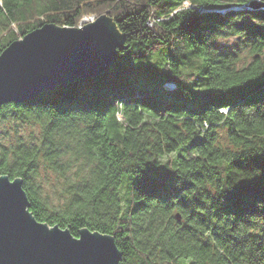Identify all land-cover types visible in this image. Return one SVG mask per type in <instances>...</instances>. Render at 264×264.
Listing matches in <instances>:
<instances>
[{"label": "trees", "instance_id": "obj_1", "mask_svg": "<svg viewBox=\"0 0 264 264\" xmlns=\"http://www.w3.org/2000/svg\"><path fill=\"white\" fill-rule=\"evenodd\" d=\"M247 2L0 0V53L87 15L126 46L96 76L0 106V122L39 126L0 146V174L21 179L37 221L111 235L118 264H264V11ZM40 166L67 179L61 203Z\"/></svg>", "mask_w": 264, "mask_h": 264}, {"label": "water", "instance_id": "obj_2", "mask_svg": "<svg viewBox=\"0 0 264 264\" xmlns=\"http://www.w3.org/2000/svg\"><path fill=\"white\" fill-rule=\"evenodd\" d=\"M125 47L105 15L78 27L45 23L0 53V106L29 100L66 80L96 76ZM119 259L111 235L82 228L74 236L37 221L21 179L0 174V264H118Z\"/></svg>", "mask_w": 264, "mask_h": 264}, {"label": "rangeland", "instance_id": "obj_3", "mask_svg": "<svg viewBox=\"0 0 264 264\" xmlns=\"http://www.w3.org/2000/svg\"><path fill=\"white\" fill-rule=\"evenodd\" d=\"M186 3V2H184ZM91 16H84L82 22L91 20ZM236 41V38H227L220 39L217 41L219 46H231ZM250 61V58L244 54L243 62ZM185 82H189L186 80ZM173 91H167L168 95ZM200 95L205 92L202 90H196ZM122 116L119 115V119ZM16 135H20L26 141H36L39 137V126L35 122H21V121H11L6 120L0 122V146H10ZM72 172H69V176ZM72 178V177H71ZM38 183L41 186L42 193L46 195L51 203L59 204L62 202L66 188H67V179L61 177L60 175L54 173L51 170L40 166L38 168Z\"/></svg>", "mask_w": 264, "mask_h": 264}, {"label": "built area", "instance_id": "obj_4", "mask_svg": "<svg viewBox=\"0 0 264 264\" xmlns=\"http://www.w3.org/2000/svg\"><path fill=\"white\" fill-rule=\"evenodd\" d=\"M92 19H93V17H92ZM79 26H81V23H80ZM165 85H166L169 89L172 88V87L174 86L173 83H167V84H165Z\"/></svg>", "mask_w": 264, "mask_h": 264}]
</instances>
